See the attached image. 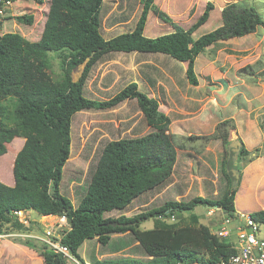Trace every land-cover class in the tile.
<instances>
[{
	"label": "trees",
	"instance_id": "1",
	"mask_svg": "<svg viewBox=\"0 0 264 264\" xmlns=\"http://www.w3.org/2000/svg\"><path fill=\"white\" fill-rule=\"evenodd\" d=\"M102 1L49 0L38 40L30 41L18 32L0 35V155L7 151L6 144L14 137L24 139L12 160L13 185L0 181V224L9 225L13 232L28 230L29 227L15 217L16 210H33L39 215H64L70 229L62 237V243L81 264L85 263L77 250L86 239L96 238L99 244L106 245L110 234L127 231L141 248L142 260L96 258L89 264L212 262L233 253L231 243L211 232L207 226L198 224V216L194 212L189 213L187 220L183 213L193 211L197 205H204L233 215L241 165L264 152V144L251 152L242 144L236 160L240 164L233 165L226 145L234 126L225 127L228 119L220 121L215 125L213 134L220 137L225 149L219 163L214 197L166 200L132 217L121 214L114 219L106 218L105 213L123 210L135 199L158 193L166 187L172 180L176 151L172 143L173 135L167 132L170 119L159 111L158 100L140 91L135 82L128 83L105 100L86 97L84 84L91 66L103 56L115 52H136L162 53L185 62L187 82L197 85L194 70L197 55L217 41L254 32L258 26H264V17L254 5L238 11L234 3H229L221 10L220 25L193 38L192 32L209 17L213 9L211 2L206 3L194 23L183 28L157 8L154 0H140L141 11L134 28L104 39L99 15ZM150 11L169 23L173 31L154 37L144 35ZM14 17L19 23H33L32 14ZM51 52L57 53L60 59L63 74L58 80H54L49 72ZM86 57L89 60L82 75L73 82L71 72ZM130 99L136 101L146 125L151 129L141 136L106 142L89 171L86 185L75 188L80 199L77 205H72L69 198L60 192L59 185L69 157L73 114L81 110L111 109ZM232 167L239 174L236 185L232 184L233 176L229 171ZM81 187L85 188V192ZM250 215L264 224V209L250 212ZM162 216H173L175 219L166 221L158 218ZM147 219L154 220L153 227L139 229L140 222ZM19 242L41 255L44 264L64 263L60 255L43 243L37 246L30 238Z\"/></svg>",
	"mask_w": 264,
	"mask_h": 264
},
{
	"label": "rangeland",
	"instance_id": "2",
	"mask_svg": "<svg viewBox=\"0 0 264 264\" xmlns=\"http://www.w3.org/2000/svg\"><path fill=\"white\" fill-rule=\"evenodd\" d=\"M207 2L213 4V9L207 21L192 32L193 38L220 25L221 10L229 3H234L238 11L254 5L264 17V0L153 1L157 8L183 28H188L196 21ZM48 4L49 0H42L41 3L34 0H14L8 11L10 16L6 17L2 29L4 32L5 30L18 32L30 41L38 40ZM140 11V0H103L99 15L100 31L104 39L132 30ZM21 14H32L33 23L31 25L19 23L14 16ZM171 31L173 28L169 23L163 22L151 11L148 13L144 35L154 37ZM49 56L50 75L54 80H58L63 74L59 56L54 52ZM185 68V62L177 61L162 53L136 52L109 53L91 66L84 84V95L88 98L105 100L128 83L135 82L140 91L158 100L159 111L170 119L167 132L173 135L172 143L176 156H179V161H185L183 165L181 164L183 169L179 172L181 179L176 183L162 188L158 193L145 194L132 201L123 210H113L105 213L104 217L114 219L121 214L132 217L166 200L187 201L192 197L206 194L208 197H214L215 194L210 192V187L213 183H218L216 170L219 165L216 170H214L215 166L213 167V177L209 180V184L202 181L201 186L194 180L190 185V180L188 183L183 180L188 178L187 169H184V167L188 168L186 161L193 162L195 171L196 159L200 154L211 155L213 149L216 151L221 149L223 157L225 146L220 137L213 134V127L216 125L214 123L228 119L225 127H229L230 124L234 126L228 134V138L232 139L237 138L234 132V118L244 132H246L244 126L250 123H257L264 132V26H258L254 32L240 37L217 41L198 54L194 63L197 85L187 82ZM78 73L79 66L71 72V78L72 76L77 78ZM249 73L253 74L249 75ZM150 129L133 99L124 100L111 109L75 112L71 119L69 157L63 167L60 192L69 198L72 205H77L80 197L75 188L86 185L89 171L104 144L118 138L141 136ZM182 129H185L184 134H179ZM230 133L234 134L230 136ZM21 139L22 137H14L6 144L7 151L0 155V181L7 185L13 182L12 160L21 146ZM184 151H187L185 157L181 156ZM213 178L214 182H212ZM184 185V194L180 197L178 194L182 193ZM81 190L85 192L84 187H81ZM248 196L251 195H244L243 199L247 200ZM256 199L260 201L259 197ZM249 210L254 211V209ZM191 212L198 216V224L207 226L211 232L216 231L220 226L224 214L219 208L197 205L193 211L183 213L184 219L187 220ZM27 216L29 229L21 231L25 236L11 235L14 230H11L9 225L0 224V264H24L23 256L18 253L11 254L5 242H19L24 238H30L39 246L41 242L33 235H42L45 224L48 226L54 222L48 216L41 218L35 211L27 213ZM171 217L173 216L158 218L170 221ZM153 221V219L143 220L138 228H152ZM259 234L264 237V224L260 225ZM231 240L236 242L234 234L231 235ZM77 252L85 264L96 258L129 257L140 260L144 258L141 248L128 231L110 234L106 245L99 244L96 238L86 239L78 247Z\"/></svg>",
	"mask_w": 264,
	"mask_h": 264
},
{
	"label": "crops",
	"instance_id": "3",
	"mask_svg": "<svg viewBox=\"0 0 264 264\" xmlns=\"http://www.w3.org/2000/svg\"><path fill=\"white\" fill-rule=\"evenodd\" d=\"M7 32V30H5ZM5 33V32H4ZM235 122V129L234 132H236V137L235 139H232L231 137L228 138L229 143L233 140H239L241 142V145L243 144L244 147L248 151H252L256 148H262L264 144V132L258 126V124H253L250 123L248 126H244V130H241L240 127L237 124L236 119L234 118ZM214 124H217L216 122ZM215 127V126H214ZM213 127V129H214ZM212 129V130H213ZM185 129H182L179 131V134H184ZM178 134L176 132H173V134ZM234 133H230V136H232ZM24 139H21V146L23 144ZM228 143V144H229ZM21 146L17 149V151L21 148ZM207 150H209L208 147H206ZM16 151V153H17ZM185 153H181V156H186L187 151H184ZM213 154L208 155V154H200L196 159V166L197 170L194 171L193 169V162L191 161H186V164H188V168L184 167V169H187L188 178L183 179L185 183H188L190 180V185L192 182L195 180L199 183V185L202 186V181L203 183L209 184V180L213 177L212 171L213 167L215 166L214 170L217 169L218 163H220L221 158H222V150L219 149L216 151L215 149L212 150ZM15 153V155H16ZM228 154L231 157L230 154L232 152L228 149ZM14 155V157H15ZM13 157V160H14ZM238 158V155H237ZM185 163V161L181 162L179 161V156H176V165L172 173V180L171 182L165 187H169L173 185V183H176L178 180L181 179V176L179 175L181 170L183 169L182 165ZM13 164V161H12ZM178 164V166H177ZM182 164V165H181ZM235 164H240V163H235ZM234 165V164H233ZM219 168V167H218ZM218 172V169L216 170ZM241 172V177H240V182L239 186L235 192L234 196V209L235 212H254L258 210H263L264 209V152L260 153L258 156L252 158L249 162L244 164L243 166L241 165L240 168ZM218 174V173H217ZM211 175V176H210ZM215 176V175H214ZM218 178V175H216ZM216 178V179H217ZM208 180V181H206ZM239 180V179H238ZM212 182H214V178L212 179ZM217 182V181H216ZM216 184L213 183V186L210 187V192L212 194L216 193ZM13 185V182L12 184ZM200 187V186H199ZM201 188V187H200ZM185 190V185L183 186V191L182 193L178 194V196H182L184 194ZM250 194L251 196H248L247 200L243 199L244 195ZM206 194L205 196H207ZM256 197L260 198V201L256 199ZM249 209H254L249 210ZM248 210V211H247ZM33 210H27V213L31 212ZM222 211V210H221ZM224 212V211H223ZM41 218L43 217H51L56 224V221L60 220L59 216L56 215H40ZM43 221V220H42ZM51 223V224H53ZM46 225V224H45ZM28 226V225H27ZM39 235V234H35ZM85 242V241H84ZM6 248L10 250V253H18L19 255L23 256V263L24 264H44L43 258L41 255H39L35 250L32 248H29L28 246H25L21 244L20 242H5ZM89 263V262H88Z\"/></svg>",
	"mask_w": 264,
	"mask_h": 264
},
{
	"label": "built area",
	"instance_id": "4",
	"mask_svg": "<svg viewBox=\"0 0 264 264\" xmlns=\"http://www.w3.org/2000/svg\"><path fill=\"white\" fill-rule=\"evenodd\" d=\"M12 3L13 0H0V35L4 32L2 24L9 14L8 11ZM14 215L20 223L28 225L27 210H16ZM59 218L60 220L59 222L57 220L56 224L45 225L42 235H33V237L60 255L63 258V264H81L69 251V248L62 243V237L70 229V225L64 215ZM261 224L263 223L254 219L248 212H234L233 215L224 212L220 226L213 233L230 242L234 252L212 262L195 260L177 264H264V237L259 234ZM232 234H234L236 242L231 240ZM11 235L25 236L19 231H15Z\"/></svg>",
	"mask_w": 264,
	"mask_h": 264
},
{
	"label": "water",
	"instance_id": "5",
	"mask_svg": "<svg viewBox=\"0 0 264 264\" xmlns=\"http://www.w3.org/2000/svg\"><path fill=\"white\" fill-rule=\"evenodd\" d=\"M88 60H89V57H86L84 59V61L78 65L79 66V73H78L77 78H74L72 76L73 82H76L79 79V76L81 75V72H83L85 64L87 63ZM240 147H241V142L239 140H233L227 145V149H229L232 152L231 160H232L233 164L236 163L237 155H238ZM229 171H230L231 175L233 176L232 184L236 185L238 183V179H239L238 171L235 167L230 168Z\"/></svg>",
	"mask_w": 264,
	"mask_h": 264
}]
</instances>
